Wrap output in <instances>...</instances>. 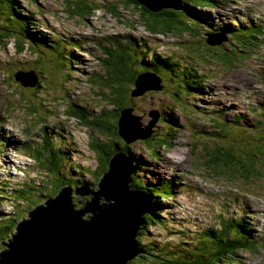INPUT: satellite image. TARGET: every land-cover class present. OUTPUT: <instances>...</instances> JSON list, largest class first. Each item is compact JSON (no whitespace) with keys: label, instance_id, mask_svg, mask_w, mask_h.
<instances>
[{"label":"rangeland","instance_id":"374dc122","mask_svg":"<svg viewBox=\"0 0 264 264\" xmlns=\"http://www.w3.org/2000/svg\"><path fill=\"white\" fill-rule=\"evenodd\" d=\"M3 1L0 0V15L9 10L10 2ZM129 2L19 0L17 8L32 13L23 14L36 25L31 30L43 32L49 43L57 44L46 50L28 42L31 46L25 44L19 51L13 37L5 38L6 33L0 36V225L17 215L20 222L38 205L29 204L27 197H40L51 183H61L58 178L62 174L72 177V181H64L72 187L74 208H84L98 188L99 181L92 172L102 171L101 163L107 154L112 158L119 152L130 158L129 154L136 156L137 150L136 173L148 183L146 192L152 188L150 193L157 195L160 203V188L168 187L165 183L173 184L170 196L162 195L165 204L158 206L162 224L149 219L145 228L140 223L137 228V238L147 243L150 257L158 255V251L169 256L190 253L186 249L196 248V233L209 229L211 234L214 229L213 245L217 247L226 239L239 237L242 241L234 243L233 254L224 252L225 264H264V0H211V5L189 1L198 14L207 15L208 18L204 14L201 17L211 25V31H202L189 21L195 30H183L177 21L170 28L153 29L147 16ZM111 6H115L113 10ZM4 18L0 17L1 26ZM245 18L252 23V29L246 32L238 28L239 21ZM19 20L27 21L21 15ZM226 26L231 27L234 38L215 28ZM3 30L0 28V32ZM211 34L221 39L222 45L210 44L206 35ZM58 45L61 48L57 50ZM134 51L136 56L127 58V54L133 57ZM120 54L126 56V62L119 60ZM171 55L178 61L175 68L166 58ZM170 59L172 63L175 60ZM188 63L202 81L201 95L180 85L193 76ZM115 67H119L118 74L111 73ZM128 69L130 73L120 72ZM21 70L33 72L34 79L25 78L32 84L17 80L14 74ZM144 72L151 80L144 78L136 86L131 79H138ZM208 87L210 91L205 92ZM213 91L216 100L211 95ZM119 95L128 102L118 106V123L114 101ZM142 99L156 103L150 107ZM227 100L238 104L229 105ZM100 120L109 122V127L98 126ZM128 121L139 129L145 127L138 131L139 135L154 132L152 137L157 141L150 140L151 143L157 144L162 132L172 136L164 146L157 145L156 156L147 148L146 140L123 143L121 138L113 143L115 150L106 147L104 161L95 146L111 144L118 138L114 133L116 124L122 130ZM56 127L67 134L64 142ZM194 129L201 130L195 134L200 143ZM219 131L223 134L218 138L220 142L211 139L217 138ZM45 134L51 143L55 137L54 154L40 150ZM73 145L79 151L69 156L66 149ZM38 151L42 153L35 156ZM209 151L222 154V159L217 162L218 158L211 157L210 161ZM167 153L175 159L179 157L177 160L183 164L175 168ZM228 153L230 161H236L230 166L226 165ZM65 154L67 161L54 165L52 158H64ZM179 183L181 189L177 188ZM62 187L64 184L57 193ZM108 202L111 200L99 196L98 204ZM207 246L211 247V243ZM198 247L200 251L208 248ZM205 256L211 260V251ZM139 258L140 255L133 257L128 264H138Z\"/></svg>","mask_w":264,"mask_h":264},{"label":"water","instance_id":"95a60500","mask_svg":"<svg viewBox=\"0 0 264 264\" xmlns=\"http://www.w3.org/2000/svg\"><path fill=\"white\" fill-rule=\"evenodd\" d=\"M135 3L138 9L143 6L152 13L181 8L180 0H135ZM207 39L210 44L222 43L212 34ZM146 73L139 76L137 85L144 78L151 80ZM14 76L24 85L28 79H34L32 71L21 70ZM128 124L121 130L127 141L151 135V132L139 135L141 128ZM132 171V160L127 155L114 154L97 192L80 211L72 204L71 188L62 187L54 198L35 207L19 222L0 252V264H128L143 253L137 228L149 207L144 193L128 188ZM99 196L113 202L98 204Z\"/></svg>","mask_w":264,"mask_h":264},{"label":"trees","instance_id":"16d2710c","mask_svg":"<svg viewBox=\"0 0 264 264\" xmlns=\"http://www.w3.org/2000/svg\"><path fill=\"white\" fill-rule=\"evenodd\" d=\"M128 1H130L129 4L136 5L135 0H128ZM189 1H193L196 4H199V5H204V4H207V3L209 5H211V0H181V6L183 7V10L176 11V10L168 9V10H163V11L158 12V13H152V12H150L148 9H146L143 6H141L139 10H141V12H143V15L147 16L146 18L150 20V21L149 20H146V21L150 24V26L153 29H155V28H157L159 26V28L161 30H164L166 28H170L171 25H173L174 21H177V23L180 24V26H181V28L183 30L195 29V26H198L200 29H207L206 31H211V25L208 24V21L205 19V18H208L207 15L204 14V12H199V14H198V12H196V8L192 4H190ZM3 2L5 4L10 2L9 3L10 5H9V8H8L9 10L5 11V14L0 15L1 18L5 17L4 20L2 21L3 25L2 26L0 25V28L3 30L4 26H6V31H4L5 30L4 29L3 30L4 32H0V36H2L3 33H6L7 36H5V38L13 37L15 40H17L18 47H20V48H23V46L21 45V42H19V40L17 39L18 38L17 37L18 34L26 35V37L28 38V40L30 42H33L35 45H37L38 47H40L42 49L48 50L49 48H53V44L52 43H49L47 40H45L44 37L38 35V32L34 33V31L31 30V27L33 26V24L31 26L29 21H21V20H19V15H21V17H23V14L30 15L29 13H26L25 11L19 10L17 8V7H20V5H21V3H19V0H4ZM84 4H85V6L88 5L86 2ZM114 7L115 6H111L110 9L113 10ZM93 8H95V7H93ZM203 14H204L205 18L201 17V15H203ZM23 18H25V17H23ZM175 18H176V20H175ZM245 19H247L246 22L239 21V23H238L239 24L238 28H240L241 30H244V32H246L247 29H252V23L251 22L249 23L250 20H248V18H245ZM188 21L194 23L195 26L189 25ZM248 23H249V25H248ZM163 25L165 27H163ZM221 29H222V31L229 33L228 34L229 38H234L233 37L234 35L232 33H230V30H232L230 26L222 27ZM117 50H118V52H120L121 49L118 48ZM135 53H136V51H134L133 57H131L130 55H127V58H134L136 56ZM120 55H119V60L120 61L124 60L126 62V56L124 55L125 56L124 57L122 55L120 57ZM166 58L169 60V62L171 64L170 67L176 66L178 61L174 58V56L171 55V56L166 57ZM170 58L175 59L173 63H172V60ZM127 62L129 63L130 60L127 61ZM131 62H134V61L132 60ZM118 69H119V67H115L113 72H111V73L118 74L119 73ZM127 71L128 72H126V71H120V72H122V75H123V73H130L129 69ZM171 75H173V74H170V76ZM115 77L118 79L117 75ZM180 83H181L180 85L185 84V86H183V88H185L186 90H188V89L189 90H195V91L198 90L197 79L195 77H193L192 79H187V80H185V82H180ZM177 94H179V93H177ZM123 97H125V96H123ZM123 97H120V95H119V98H117V101H114V103H116L115 105H117L116 107L118 109L117 114L115 113L114 116L116 118H118V120H117L118 123H119V119H120V116H121L120 108L118 106L119 105H121L122 107L126 106V104H124V101L126 103L128 102V99H126V97L123 99ZM120 102H123V103L121 104ZM158 115H159V113H158ZM159 117L160 116H158V120L162 121L163 124H164V120L159 119ZM0 120H1V118H0ZM97 123H98V126L99 125H103L104 126L106 124L109 127V122H105V121L100 120ZM118 125L119 124H116V128H114L115 129L114 133H115L116 136H118V138L113 139L111 144L105 143V144H102V147H99V148L97 146H95L97 151L101 152L100 157H103L104 161H105L104 150L106 149V147L111 148L112 151L115 150V146L113 145V143L118 141V140L121 141V138H122L121 142H123V143L127 142L128 143V141H126V138L124 137L125 136L124 133H121V129H119ZM142 128L144 129L145 127L142 126ZM103 130L105 131L106 129L103 128ZM153 133L151 135L147 136V137L140 138V139L141 140H146L145 143L149 144L147 146V148L150 149L152 151V154H154L156 156L157 150H158L156 148L157 145L164 146L168 142L161 136V137H159V139H158L159 142L157 144L151 143L150 140L154 141V142L157 141L156 139H154L152 137ZM162 135H163V132H162ZM164 135H168V133H166V134L164 133ZM119 136H120V138H119ZM164 137H166V136H164ZM217 141L220 142V140H217ZM246 144L248 146L249 143H246ZM42 148L44 149L43 151H46L49 154H54L53 153L54 149L51 146V144H49L48 142L45 141L44 142V146L41 147L40 149H42ZM215 148L218 149L219 146L216 145ZM119 149H121V147ZM41 153L42 152L38 151V152L35 153V155L38 156ZM107 155L108 156L106 157L107 158L106 161L101 163L102 167L100 169L102 171H100V173L104 172L109 167V164L107 165L106 163L110 160L111 154L109 153ZM209 155H210V161H211V157L212 158H218V159H216L217 162L220 161V159H222V154L217 155V153H214V151H212V152L209 151ZM129 156L132 159V161H133L132 164H134V167H135V170H134L135 174H132L130 176V182L128 183L129 188L132 191L136 190L138 192H142V193L146 194L145 192L147 190L148 183L143 181V179L136 173V172H138L139 168L136 165V163H134V159H137V158H135L136 156L134 154H132L133 158H132L131 154H129ZM229 158H230V155L228 153L227 154V158H226V161H227L226 165H228V166L231 165L230 164L231 162L232 163L236 162V161H230ZM55 159L56 160H54V158H52L53 163H60V164L62 163V160H61L60 157H57V158L55 157ZM48 161L51 162L50 158H49ZM60 164H59V166H60ZM49 167H51V166H49ZM50 171H53V170H50ZM92 173H94V175L96 177L95 178L96 180H98V181L101 180V175L103 173L100 174V173H97V171H94ZM255 173H259V172L256 171ZM260 173H262V172H260ZM58 176H57V178H58ZM66 178H68L69 181H72V177H70V176L67 177L64 174H62L58 178L61 183H59V181H57L56 184L51 183L52 185L50 184V186L47 189V191L45 193H42V195L40 197H33V196L30 195V197H27L28 199H30L29 200L30 202H28V203L31 204L32 202H37L38 205H39V203H41L40 199H42V198H44L45 201H48L49 198L50 199L54 198L57 195L56 193L58 191L59 186L63 185V184L65 186L66 184H68V183H65V181H64ZM68 185H70V184H68ZM133 185H134L135 188L131 187ZM170 186H172V185H170ZM164 190H165L164 188H160L161 192H163ZM148 191H149L150 197H153L156 200L154 199V201H152V204H150V207H149L150 208V210H149L150 214H146V212H148V211H146L142 215V218H141V221H140L141 228H145V226H146L145 224L146 223H148V224L150 223L148 221L149 219L151 220V223L159 222L160 225L162 224V221H163L161 218L156 216L157 214H159V212L157 211L158 208L160 207L159 198H157L156 195H153L152 193H150V192H153L152 188H149ZM78 210L80 211V208H78ZM87 216L90 218L89 215H87ZM19 218H20L19 215H17V217L16 216L9 217L7 223H5L4 225H0V249H2V247L4 245V242L11 240V238L13 237L12 235H13V233L16 231V229L18 227ZM215 231H214V229H211V234H210L209 233V229H206V230L201 229L199 231V233H196V236H198L199 239L195 242V244H196V248L195 249H197L198 251H196L195 249L193 250V248H191V249L187 248L186 250H188L190 253H187L186 251L185 252H181V253L178 252V254H175L173 256H169L165 252L164 253H162V252L160 253L158 251V255H156V256L151 255L152 257H150L149 253L147 252V251H149V248L147 247V243L143 244L142 241L139 238H137L139 243H140V245H141V248L143 249V253L140 254V258L138 259L137 263L138 264H221V262L224 263V261H222V256H223L224 252L226 251V253L233 254L231 251L234 250V243L235 244L236 243H241L242 241H241V239L239 237H237L235 239H232V240L226 239L225 243H223L220 247H217V246L213 245V239H214V236H215V234H213V232H215ZM186 240H189V242L192 241V239H186ZM192 243H194V241H192ZM207 243H211V247H208ZM198 245L202 246L203 248H206V247H208V248L206 250H204V251H200V248L198 247ZM210 251H211V260H208L205 255L209 254ZM129 264H131V262Z\"/></svg>","mask_w":264,"mask_h":264},{"label":"clouds","instance_id":"9594fccd","mask_svg":"<svg viewBox=\"0 0 264 264\" xmlns=\"http://www.w3.org/2000/svg\"><path fill=\"white\" fill-rule=\"evenodd\" d=\"M242 1V0H241ZM32 14V13H31ZM30 14V15H31ZM23 17H25L26 18V20L27 21H29L28 19H27V17L25 16V15H23ZM245 17H248V16H245ZM249 20V19H248ZM25 21V20H24ZM247 21V19H245V21L244 22H246ZM254 22V21H253ZM29 23L30 24H32L30 21H29ZM249 23H250V21H249ZM149 26H150V24H148ZM151 27V26H150ZM152 28V27H151ZM216 28V30H218V31H222V27H215ZM193 30H195V29H193ZM202 31H203V29H201ZM223 33H226V32H224V31H222ZM35 33V32H34ZM38 35H40V36H42V37H44L45 38V40H46V36H45V34L43 33V32H38ZM207 37L209 36V35H206ZM229 36V35H228ZM17 39L19 40V42H21V39H23V42H21V45L23 46H25V44L28 46V47H30L31 45H29L28 44V42L30 43V44H34V43H31L29 40H28V38L26 37V35H22V34H18L17 35ZM16 41V43H17V40H15ZM132 42V41H131ZM50 43H54V42H50ZM55 44H57V43H55ZM55 44L53 45V47H55ZM59 44V43H58ZM142 44H144L143 42H142ZM18 45V44H17ZM219 45H222V44H219ZM59 45H58V48H57V50L59 49ZM73 47H75V49H77V47H76V45H73ZM25 48V47H24ZM61 48V47H60ZM19 49V51H21V48L19 47L18 48ZM74 49V48H73ZM119 49H121V47H119ZM62 51H63V49H62ZM117 52H118V50H117ZM61 53V52H60ZM61 55V54H60ZM123 54H121L120 55V57L122 56ZM127 55H129V54H127ZM105 63H106V65H110L109 64V62H107V61H105ZM187 65H189L190 67H191V65L188 63V64H186V66ZM172 68H175V66H172ZM190 70H192V71H189L190 72V74H192L193 76L192 77H190V79H192L193 77H195L196 79H197V87H198V90L196 91L197 93L196 94H202V88H200V86L202 85L201 84V80L199 79V75L197 74V72L194 70V68L193 67H191V69ZM122 71V70H121ZM145 73V72H144ZM132 78V77H131ZM138 78H139V76H138ZM133 82H135L134 84L136 85V86H138L137 85V81H138V79H131ZM201 84V85H200ZM183 90H185V89H183ZM204 93V92H203ZM175 97H177V95L175 96ZM195 110V109H194ZM194 110H192V111H194ZM155 123L156 122H154V124H153V126L155 125ZM220 124V123H219ZM218 124V125H219ZM152 126V127H153ZM152 127H151V129H152ZM214 128V130H216V128L215 127H213ZM56 131H57V133H60L59 135L61 136V134H62V130L61 129H59V128H57L56 127ZM198 131H200L201 132V130H198V129H194V137H195V134L198 132ZM220 132V134H219V136H217V138H211V139H215V140H218V138L219 137H223V134L221 133V131H219ZM65 133V132H64ZM153 133V132H152ZM151 133V134H152ZM66 134V133H65ZM56 136V135H55ZM164 136H166V137H164ZM172 135H164L163 134V138L165 139V140H167L168 138H170ZM61 139H62V141L64 142L65 141V139L61 136L60 137ZM54 139H55V137H54ZM136 139H138V138H136ZM195 139H196V137H195ZM135 140V139H134ZM48 142L49 144H51V146H52V143H51V140H50V138L47 136V134H45V136L43 137V143H41V147H43L44 146V142ZM59 141H60V139H59ZM132 141V140H131ZM196 141L197 142H199L197 139H196ZM209 141V140H208ZM58 144H59V142H57ZM200 143V142H199ZM199 143H197V144H199ZM60 145V144H59ZM205 145V144H204ZM61 146V145H60ZM53 147V146H52ZM206 147H208L207 145H206ZM173 148V147H172ZM203 148H205V146L203 147ZM203 148H201V149H203ZM171 149V148H170ZM213 149H214V147H213ZM41 150V149H40ZM31 152V151H30ZM31 154H32V152H31ZM35 154V153H34ZM49 155H51V154H49ZM139 154L138 153H136V157L138 156ZM36 156V155H35ZM54 157H56V156H54ZM60 158H61V156H59ZM61 160H62V158H61ZM132 163H133V161H132ZM54 164H56L57 166L59 165V164H57V163H54ZM134 170H135V167H134V164H133V171H132V173H131V175L132 174H134L133 172H134ZM104 174V173H103ZM103 174H102V177H103ZM130 175V176H131ZM142 176H144V175H142ZM141 177V176H140ZM142 178V177H141ZM166 185H168V187H166V186H164L163 188L165 189L163 192H161V194H160V206H163L164 204H165V202H163L162 201V195L163 194H165L167 197H169L170 196V194H171V189L173 188L172 186H173V184L172 183H165ZM67 185V184H66ZM170 185H172V186H170ZM68 187H70V188H72L70 185H67ZM129 188V187H128ZM130 189V188H129ZM131 190V189H130ZM166 191V192H165ZM163 199H165V198H163ZM109 200V199H108ZM111 200V202H113V199H110ZM111 202H108V203H111ZM38 206V205H37ZM35 207H33L32 209H34ZM77 210V209H76ZM81 210V209H80ZM149 210L150 209H148V212H149ZM4 244H5V242H4ZM3 248H4V246L2 247V249L1 250H3ZM1 250H0V252H1Z\"/></svg>","mask_w":264,"mask_h":264},{"label":"bare ground","instance_id":"6f19581e","mask_svg":"<svg viewBox=\"0 0 264 264\" xmlns=\"http://www.w3.org/2000/svg\"><path fill=\"white\" fill-rule=\"evenodd\" d=\"M262 11H263V13H264V9H262ZM239 21V20H238ZM261 22V21H260ZM259 22V23H260ZM255 23V22H254ZM263 23V22H262ZM248 25H249V23H248ZM36 25H33L32 27H35ZM31 43H33V42H31ZM140 43H142V42H140ZM212 86L216 89V90H218V91H220V92H222V90H221V88H219L217 85H213L212 84ZM208 92V91H210V89H209V87L207 88V89H205V92ZM211 93V92H210ZM211 95L213 96V98H214V100H216V93L213 91L212 93H211ZM146 100H148V99H146ZM142 101L144 102L145 101V99H142ZM152 103H150V102H144V103H147L148 105H150V107L151 106H153L155 103H156V101L155 100H150ZM228 101V100H227ZM216 102V101H215ZM228 102H230V104L229 105H233V104H238L237 102H235V101H228ZM173 107H169V109H172ZM236 114V113H235ZM234 114V115H235ZM1 121V120H0ZM48 133H49V129H48ZM61 136L64 138L65 136H67V134H65V133H62L61 134ZM65 139V138H64ZM54 138H53V142H52V144H53V146L55 147V142H54ZM12 142L14 143L15 141L14 140H12ZM182 147V146H181ZM77 151H79V148L78 147H75L74 145L73 146H70L69 148H67L66 149V154L67 155H69V156H71L73 153H75V152H77ZM136 152L139 154V152L136 150ZM174 153V152H173ZM66 154H65V156H64V158H62V164H64L65 163V161H67V159H66ZM180 154H181V152H180ZM78 155L80 156V153H78ZM166 155H168L169 156V154L167 153ZM170 157V159H171V161H172V163L175 165V168H177V167H179V165H182L183 164V162L182 161H178L177 159H179V157H176V159L174 158V157H172V156H169ZM85 168V167H84ZM75 169V168H74ZM73 172H74V170H72ZM172 173V172H171ZM153 178H155V176H153ZM172 178L174 179V181H177V179H175V177H173L172 176ZM155 182L157 183V181L155 180ZM85 183H87V182H85ZM143 187V186H142ZM178 189H181V184L179 183V186L177 187ZM78 189V188H77ZM145 192V191H144ZM146 194V197H147V199H148V203L149 204H152V200H151V197H150V195H149V193L148 192H145ZM157 196V195H156ZM182 196V195H181ZM185 196V195H184ZM183 197V196H182ZM184 199L185 198H183V205H185V201H184ZM150 206V205H149ZM80 209H83V208H80ZM184 209H185V206H183V209L181 210V212H182V214L185 212L184 211ZM157 216V215H156ZM257 226V225H256ZM179 236V235H178ZM180 237V236H179ZM251 238H252V236H251ZM250 238V239H251ZM184 241H186V242H189V240H186V238H184ZM141 246V245H140Z\"/></svg>","mask_w":264,"mask_h":264}]
</instances>
